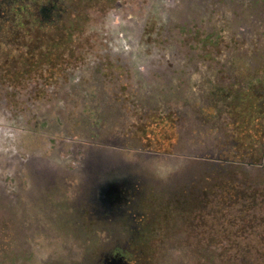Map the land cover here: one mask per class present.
<instances>
[{
    "label": "rangeland",
    "instance_id": "374dc122",
    "mask_svg": "<svg viewBox=\"0 0 264 264\" xmlns=\"http://www.w3.org/2000/svg\"><path fill=\"white\" fill-rule=\"evenodd\" d=\"M172 1L165 6L167 14L173 12L172 9L177 6H170L173 4ZM215 1L205 0L204 9L210 8ZM255 1L253 6L248 0L233 2L235 18H231L227 24L228 27L230 22L234 23L233 33L241 29H244L241 31L244 33L248 27L258 32L255 19L263 14L261 10L264 3ZM121 2L124 3L126 0ZM105 4L98 0L71 2L76 11L88 10L94 14L100 13ZM189 5L192 11L200 13V2H190ZM179 8L183 6L179 5ZM77 15L79 19L73 20L74 25L70 24L73 18L68 16L57 20L54 28L47 25L40 28L36 25L31 30L24 28L16 33L8 32L5 37L8 41L14 42L19 39L22 43L24 39L31 38L39 41L51 39L58 43L54 50L36 49L34 50L36 52L27 53L25 51L16 53L14 50L0 51V83L4 81L3 83L14 88H21L22 79L19 74H27L28 65L32 66L38 58L52 62L49 66L51 68L48 69L56 72L55 78L58 81L53 84L54 90L49 89L50 85L47 84L45 89H49L50 92L47 91L44 99L38 98L36 101L34 112L40 115L34 119L35 121L24 119L19 121L7 110L9 105L0 100V232L6 233L3 237L6 236L5 239L8 241L7 248L3 249L4 245L0 244V249L9 252L5 255L0 251V264H82L85 253L92 246L95 258L90 259L91 264L104 262L105 257H102L101 253H108L109 256L121 254L133 264H199L195 254L197 255L196 252L200 248L204 251V242L191 239L192 230L197 231L198 227L185 221V224H182L181 219L185 218V215L179 207L182 201L183 204L187 202L191 204L197 200L181 194V179L176 181L178 185L171 183V187H168L171 182L169 177L177 173V177H180L184 172H191L193 174L187 176L185 187H189L191 183L194 187L199 181L202 182L200 178L207 176L206 167L209 164L194 160L188 155L190 153L187 151L191 147L187 146L197 145L196 140L200 137L207 139L204 143H209L214 139V135L200 131L199 127L193 131V139L183 140V145L176 146L174 142L178 144V137L175 135L172 115L160 117L154 112L149 114L148 109L144 112L132 108L131 104H126L125 96L133 98L134 90H137L136 95H139L135 81L130 79V83L126 82L129 79L125 78L122 72L115 71L117 73L115 75L109 72L107 75L94 74L96 68L101 65L100 61L97 64H86V58L82 54L94 49L91 39L95 38V34L91 38L84 37L82 25L85 15H82V18L79 13ZM191 18L194 20V16ZM177 19L185 21L187 16L181 12ZM168 26L170 27L167 30L161 29L165 34L157 35L154 41L158 44L176 43L177 49L171 56L173 61L166 63L162 68L167 71L165 76L156 79L151 76L149 88L147 87L140 97L143 98L144 104L153 103L150 99L151 93L166 95L167 90L170 91L177 86L172 84L169 72L174 76V69L180 68L179 62L187 55L188 43L181 40L179 35L171 33L173 28L171 23ZM203 31L206 32L204 29ZM80 34L82 39L77 41V35ZM262 36L264 35L260 37ZM210 49L211 47L205 48ZM104 58L102 57L101 61ZM154 69L153 67L148 71L154 74ZM156 69L159 70L160 67ZM38 75L39 73L35 74ZM101 78H104V83ZM55 90L60 91L65 98H53L51 93ZM112 92L120 94L113 96ZM124 92L126 93L122 94ZM250 94L251 96L248 95L250 99L246 98L245 104L232 112L236 118L234 130L239 140L235 151L239 155L247 153L246 140L249 130L253 138H258L261 136L260 128L264 124V108L257 104L258 96L255 93ZM12 95L19 96L17 91H12ZM33 100L21 102L15 111L10 110L15 114L22 112L23 118H26L24 110L33 108ZM130 119L136 121L131 122ZM10 122L15 125L11 126ZM177 133L185 135V132ZM103 139L108 143L100 145ZM111 140L113 142H110ZM101 147L106 148L104 150L108 154V159L112 161L111 165L115 163L126 165L114 167L112 170L123 169L130 172V176L138 172L144 177H149L150 174L156 177L153 184L167 189L175 188V193L169 190L168 193L165 192V196H161L163 198L157 200L151 196L150 199L145 195L143 198L140 197L142 199L137 200L138 204L142 209H145L142 204L148 205V208L142 212L143 217L142 213L135 215L134 218L137 220L135 223L126 213L121 212L119 215L120 211L113 208L106 210L96 206L89 211L85 206V202H90L87 200L88 196L82 194L87 185L80 182L82 180L80 172L88 163V152H101ZM96 159L100 161V158ZM42 172H47L45 177ZM34 175L42 177L40 183L33 178ZM124 180L126 184L123 181V185L129 188L137 187L134 179ZM210 183L208 180L204 186L211 187ZM154 192L155 190L152 191L153 194ZM107 212H111L110 218L107 217ZM103 214L108 218H104L103 223L93 221ZM259 214L258 217L261 219L262 215ZM122 221L127 223V226L123 227H128L129 232H132L128 233L130 238L134 226L139 227L136 231L137 238L141 233L138 243L135 244L136 241L132 243L133 240L128 242L125 232L118 233L122 229ZM188 221L191 222L189 219ZM101 224L105 228L111 226L109 229L113 234L109 236L97 230V227H102ZM239 227L237 225L234 231L237 235H241ZM263 227V224L254 227L263 232L259 235L249 231L245 234L248 235V240L242 239L239 243L240 246L244 244L249 247L251 253L246 257L244 253L242 254L243 260L246 259L249 263L264 264V244L261 241H250L253 236H263ZM199 233H202V228H199ZM217 234L219 235L218 231ZM94 237L97 238V242L92 244ZM206 245L209 243L206 242ZM206 247H210L211 251L214 249L213 244ZM240 250L243 251L242 248ZM208 255L211 256L212 252Z\"/></svg>",
    "mask_w": 264,
    "mask_h": 264
},
{
    "label": "flooded vegetation",
    "instance_id": "af4514ba",
    "mask_svg": "<svg viewBox=\"0 0 264 264\" xmlns=\"http://www.w3.org/2000/svg\"><path fill=\"white\" fill-rule=\"evenodd\" d=\"M73 1L0 0V51L14 50L16 53L24 51L27 53L28 51L36 52L34 51L36 49L51 48L50 50H54L58 43L51 39L39 41L31 38L29 40L24 39L22 43L19 39L12 42L5 37L8 32L14 31L16 33L24 28H30L31 30L36 25L40 28L46 25L54 28L57 20L68 16L73 18L70 24L74 25L73 20L79 19L77 13L81 18L82 15H85L82 34L84 37L89 36L90 38L95 34V38L91 39V42L94 43V49L92 48L91 51L82 54L86 58L85 63L97 64L100 61L101 65L98 64L100 66L96 68L94 74L107 75L109 72L112 73L111 75H115L116 72H122L125 78L129 79L126 82L129 81L128 83H130V79L135 81L139 89V95L137 96V90H134L135 96L133 98L125 96L124 101L127 102L126 104H131L132 108L144 112L145 109H148L149 114L154 112L160 117L172 115L174 117L175 135L178 137V144L174 142L176 146L183 145V140L193 139V131L199 127L200 131L212 133L214 139L209 143H204L207 139L204 140L200 137L196 140L197 145L187 146L191 147L187 152L194 160L212 162L217 164V167L220 166L221 162L234 164L247 162L251 169L244 173V176H246L244 177V185L240 188H233L235 194L239 190L243 191L245 195H242L239 199H243L245 203H233L229 214L230 220H226V222L230 221L234 229L238 225L245 227V233L252 231V233L260 235L263 231L254 227L264 225V186L262 188L256 186L260 183L264 184V124L260 128L261 136L258 138H253L249 130L248 139L246 140L248 144L247 153L236 154L235 148L239 140L234 130L236 128V118L232 115V112L243 106L246 98L247 100L250 99L248 96H251L250 93H255L258 96L257 104H261V107L264 108V36L260 37L262 34L264 35V8L261 10L263 14L260 18L258 16L255 19L258 32H254L252 28L248 27L245 28L244 33L241 32L244 29L233 33L234 23L230 22L227 27L231 18H235L236 12L233 2L239 3L243 0H216L210 8L205 9V0H173V4L170 6H177L172 9L173 12H170V14H167L165 10V6L168 5L170 0H126L124 3L121 0H98L106 4L100 13L95 14L88 10L85 12L76 11L71 6ZM194 1L200 2V13H195L189 7V3ZM248 1L253 6L254 0ZM257 1L264 3V0H256L255 2ZM177 2H180V4H177ZM179 5L183 8H179ZM181 12L187 16V20L177 19ZM191 16H194V20ZM169 23L173 27L171 33L179 35L181 40L188 43L186 45L187 55L179 62L181 64L180 68L175 67L177 70L174 69V76H171V72H169L172 84H177V86L170 91L167 90L168 94L166 95L157 92L151 93L150 99L153 103L144 104L142 102L143 98L140 97L144 94L145 89L149 88L151 76H154L153 79L165 76L167 71L162 68L166 63L173 61L171 56L177 49L176 43L158 44L157 41H154L157 35L165 34L161 29L167 30L170 27L168 26ZM81 39V34L77 35V41H81ZM206 47H211V49L205 50ZM58 51L60 52V48ZM9 57H11V54ZM102 57H105L103 61H101ZM51 63L49 60L38 58L36 62L32 63V66L28 65L29 68L26 70L28 73L19 74L22 79L21 88H14L12 85L3 83L4 81L0 83V100L7 106L9 105L7 110L19 121H23V119L25 121H35L34 119H37L40 115V113L34 112L36 101L38 98L44 99L47 91L50 92L49 89L54 90L55 85L53 84L58 81L55 78L56 72L48 69L51 68L49 67ZM140 67H143V69ZM153 67L155 73L151 74L148 70ZM158 67H160L159 70L156 69ZM38 73L39 75L35 76ZM101 79L103 82L104 78ZM117 81L115 80V82ZM182 83L184 84L182 85ZM47 84L50 85L48 90L45 89ZM258 87L260 89H257ZM12 91H17L19 96L13 97ZM59 94L60 96H58ZM111 94L114 96L120 94V92H112ZM51 95L55 99L65 98L60 91L56 90L52 91ZM164 96L165 98H163ZM9 99H12V101ZM29 99H34V105L31 110L27 108V110H24L26 118H23L22 112L17 114L11 112V110L15 111V108L19 107L21 102L29 101ZM221 115H223V119ZM130 121L136 120L130 119ZM37 123H39V120H37ZM9 124L11 126L15 125L12 122ZM177 132H185V135L182 134L181 136ZM106 141L101 140L100 145L108 143ZM104 149L106 148L101 147V152H88V163L80 172V178L82 179L80 182L87 185L89 191L87 200L90 202H85L87 209L96 208V206L102 209L113 208L120 211L119 215H121V212L126 213L127 216H131L133 213L134 217V213L141 214L148 208V205L142 204L145 207V209H142L141 205L138 204L137 200L140 197L143 198L145 195L149 198L151 196L157 200L162 195L165 196V192L168 193L169 190L175 193V188L167 189V187H157L155 183L153 184L156 177L150 174L149 177H144L138 172L129 177L135 180L136 188H129L122 183L123 179L126 178L125 175L130 176L128 171L119 172L116 177L114 176L109 180V171L112 168H120V166L124 167L126 165L117 163L114 164L115 166L111 165L112 161L108 159V154ZM96 158H100V161ZM46 173L42 172L44 177ZM177 174L169 177L171 182L168 187H171L174 183L178 185L176 181L181 179V194L184 196L189 195L192 200H197L196 203L191 204L181 202L179 207L185 215L181 222L182 224H185V221L190 225H196L198 230H192L191 239L203 243L204 227L206 226L205 188L201 181L196 187H185V180L189 173L184 172L180 177H177ZM153 190H155L154 194L152 193ZM258 213L262 215L261 219H259ZM141 217H143V213ZM125 222L122 221L121 228L127 225ZM133 222L135 223L137 220L134 219ZM215 222L216 225L220 224V220ZM209 223L210 220H207V224ZM249 225L250 227H247ZM199 228H202L201 234ZM140 235L138 238L133 236L132 243L135 241V244L138 243L137 240L141 239ZM261 236H253L250 241H261L264 244V234ZM247 237L248 235H237L235 233L232 235L234 264H240L245 260H243V253L245 257L251 253L247 246L245 252L240 250L239 243L242 242V239L248 240ZM126 240L130 241L129 238H126ZM196 253L195 257L196 260L198 259V263L204 264V251L200 248ZM90 254L92 253L90 252ZM101 256L105 257L102 264L115 259L120 260L122 264H133L121 254L109 256L108 253H101Z\"/></svg>",
    "mask_w": 264,
    "mask_h": 264
},
{
    "label": "trees",
    "instance_id": "16d2710c",
    "mask_svg": "<svg viewBox=\"0 0 264 264\" xmlns=\"http://www.w3.org/2000/svg\"><path fill=\"white\" fill-rule=\"evenodd\" d=\"M222 119L224 118L223 115H221ZM206 164H209V166L206 167V174L207 176H202V178L205 180H203L202 178H200L203 182V187L205 188V193H204V203H205V219H206V226L204 227V231H205V235H208V237H204V264H234V259H233V248H234V243L232 242V235L234 234L235 229L231 226L230 221L226 220H230V212L232 210L231 205L235 202H241V203H245V201L243 199H239L242 195H245L243 193V191H238L236 194L234 192L233 188H240L244 185V176L245 172H247L248 170H250L251 168L248 166L247 162H243L240 164H234V163H220V166L217 167V164H213L212 162L208 163L206 162ZM123 169H111L109 171V180H111L112 177H116L117 173L119 174V172H122ZM125 172V170H124ZM189 175L193 174L191 172H188ZM188 176V175H187ZM126 178L124 179H132L129 178L131 176H127L125 175ZM33 178L36 179L37 182L40 183L42 177L41 176H37L34 175ZM124 184L125 183V180ZM210 180L211 181V187L210 186H204V184L206 183V181ZM198 186V185H196ZM194 186V187H196ZM246 186V185H245ZM258 188H262V186H264V184L260 183L258 185H256ZM189 187H193V184L191 183L189 185ZM88 188V187H87ZM84 189V193H82L83 195L86 194V196L88 195L89 191L88 189ZM80 195V193H79ZM254 202V201H253ZM89 210V208H88ZM91 210V208H90ZM89 210V211H90ZM116 210V209H114ZM110 214L111 212H109L107 214V217L110 218ZM118 214V212H117ZM218 214V215H216ZM114 215V214H113ZM135 213H134V217H135ZM133 221H134V217H133V213L130 216ZM104 218H106V214L99 216V218H95L93 221L94 222H98L100 221L101 223H103ZM108 219V218H106ZM124 219V218H123ZM207 220H210V223L207 224ZM220 220V224L216 225L215 221ZM112 225V224H111ZM97 225H95L96 227ZM102 227H97V230H101L102 232L105 233L106 231V235L113 234V231L110 230L109 227H104L103 224H101ZM127 226V225H125ZM104 227V228H103ZM134 231H133V235L132 238H130L128 236L129 234H132V232L130 233L128 230V227H123L121 229V231H119L118 233L122 232L126 234V236L129 238V240L131 241L133 239V236H136L137 234V229H139V227H135L134 226ZM240 233L241 235H245V227H239ZM217 231L219 233V235L217 234ZM6 233H1L0 232V244L1 246L4 245L3 249H6V245H8V241L5 239V237H3ZM217 236V237H216ZM218 238V239H217ZM97 238L94 237L91 241L92 244L94 242H97L96 240ZM90 241V242H91ZM206 242L209 243V245L206 246H212V244L214 245V249L213 251H211L210 247H206L205 244ZM93 246L86 252V256L84 257V262L82 264H91L92 262H90V259L95 258L94 257V252H93ZM240 248H242L243 252H245V250L247 249V247L243 244L242 246H240ZM95 250V249H94ZM210 250V251H209ZM1 253L7 255L9 252H7L6 250H1ZM90 252L92 254H90ZM212 252V255H208L209 253ZM24 258V257H23ZM245 259L244 262H241V264H253V263H249V261H247ZM47 264V263H45Z\"/></svg>",
    "mask_w": 264,
    "mask_h": 264
},
{
    "label": "water",
    "instance_id": "95a60500",
    "mask_svg": "<svg viewBox=\"0 0 264 264\" xmlns=\"http://www.w3.org/2000/svg\"><path fill=\"white\" fill-rule=\"evenodd\" d=\"M106 264H122V263L120 262V260L115 259L112 261H108Z\"/></svg>",
    "mask_w": 264,
    "mask_h": 264
}]
</instances>
